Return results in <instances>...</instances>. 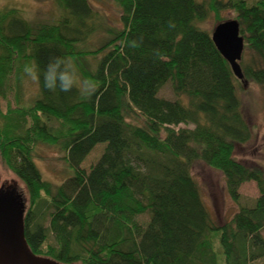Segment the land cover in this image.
<instances>
[{
    "label": "trees",
    "instance_id": "trees-1",
    "mask_svg": "<svg viewBox=\"0 0 264 264\" xmlns=\"http://www.w3.org/2000/svg\"><path fill=\"white\" fill-rule=\"evenodd\" d=\"M61 16L33 25L16 9H0V158L24 183L25 238L32 253L59 264H255L264 259V165L235 158L253 130L239 91L264 88V0H113L119 27L89 0H55ZM235 13L244 53L239 81L212 33L223 12ZM101 36L99 46L92 40ZM88 44V49L86 48ZM133 44L136 46L133 47ZM54 57L71 58L84 87L44 86ZM35 61L37 96L24 104V73ZM171 83L180 100L159 98ZM186 100V104H185ZM193 127V128H190ZM68 142L72 175L44 181L34 161L40 146ZM99 145V162L80 166ZM264 155V144H263ZM220 172L238 206L219 225L191 174L200 161ZM259 196L241 205L240 188ZM150 213L144 226L138 218Z\"/></svg>",
    "mask_w": 264,
    "mask_h": 264
},
{
    "label": "rangeland",
    "instance_id": "rangeland-1",
    "mask_svg": "<svg viewBox=\"0 0 264 264\" xmlns=\"http://www.w3.org/2000/svg\"><path fill=\"white\" fill-rule=\"evenodd\" d=\"M227 1V0H223ZM254 4L257 0H246ZM93 10L101 17L119 27V10L113 0H89ZM0 9H16L22 18L33 25L53 24L61 16L55 0H0ZM224 20H235V13L231 11L223 12ZM203 28L211 33L215 30L214 19L211 18ZM103 39L101 36L95 37L91 42L92 46H99ZM88 44L86 48L88 49ZM24 104H30L37 96V84L34 80L27 81L24 85ZM245 90L239 91V98L242 104V113L253 130L251 142L244 146H238L235 151V158L248 166L264 165L263 144H264V88L252 82L244 84ZM159 98L168 101L180 100L174 94L171 83L166 84L159 93ZM186 104V100H185ZM0 108L6 113V103L0 100ZM2 122L0 121V127ZM193 128V127H190ZM106 145L97 146L85 162L80 166L87 173L94 167L103 156ZM34 161L42 174L44 181L54 185L62 184L72 175L68 163L72 164L70 146L63 141L57 147L40 146L34 153ZM193 179L198 183L202 198L210 211L213 219L222 225L229 221L237 212L238 206L229 198L225 187L223 175L210 168L203 162H195L191 168ZM15 190L20 195L25 204L26 210L29 207V196L23 182L13 173L9 172L0 158V189ZM241 205L252 206L259 196L257 186L254 182L244 184L240 188ZM150 213L138 218L140 224L146 226L150 221ZM255 264H264V259Z\"/></svg>",
    "mask_w": 264,
    "mask_h": 264
},
{
    "label": "water",
    "instance_id": "water-1",
    "mask_svg": "<svg viewBox=\"0 0 264 264\" xmlns=\"http://www.w3.org/2000/svg\"><path fill=\"white\" fill-rule=\"evenodd\" d=\"M212 41L234 76L243 81L240 63L244 39L240 36L238 22L227 21L216 26ZM25 213L23 199L15 190H0V264H59L32 253L25 238Z\"/></svg>",
    "mask_w": 264,
    "mask_h": 264
},
{
    "label": "clouds",
    "instance_id": "clouds-1",
    "mask_svg": "<svg viewBox=\"0 0 264 264\" xmlns=\"http://www.w3.org/2000/svg\"><path fill=\"white\" fill-rule=\"evenodd\" d=\"M135 46L133 44V47ZM24 73L32 80L38 81L41 78L40 70L35 61L25 65ZM81 80L82 78L79 77L70 57H54L50 59L43 70L44 86L49 90H55L58 87L61 91L68 92L73 88H78L82 96H90L95 90V84L92 81H85L84 83L88 86L84 87Z\"/></svg>",
    "mask_w": 264,
    "mask_h": 264
},
{
    "label": "flooded vegetation",
    "instance_id": "flooded-vegetation-1",
    "mask_svg": "<svg viewBox=\"0 0 264 264\" xmlns=\"http://www.w3.org/2000/svg\"><path fill=\"white\" fill-rule=\"evenodd\" d=\"M1 189H3V190H5V191H7L5 188H1ZM1 189H0V190H1Z\"/></svg>",
    "mask_w": 264,
    "mask_h": 264
}]
</instances>
